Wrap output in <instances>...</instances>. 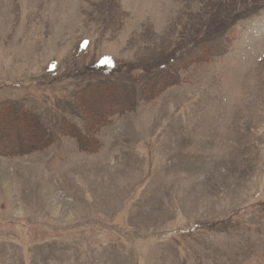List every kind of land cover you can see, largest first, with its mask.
<instances>
[{
	"label": "rangeland",
	"instance_id": "obj_1",
	"mask_svg": "<svg viewBox=\"0 0 264 264\" xmlns=\"http://www.w3.org/2000/svg\"><path fill=\"white\" fill-rule=\"evenodd\" d=\"M10 106L50 142L0 153V264H264V0H0Z\"/></svg>",
	"mask_w": 264,
	"mask_h": 264
},
{
	"label": "trees",
	"instance_id": "obj_2",
	"mask_svg": "<svg viewBox=\"0 0 264 264\" xmlns=\"http://www.w3.org/2000/svg\"><path fill=\"white\" fill-rule=\"evenodd\" d=\"M235 22V21H234ZM209 41H207V45ZM200 55V53H196ZM208 58V57H207ZM116 83H94L80 91L77 96V106L82 116L86 118L88 124L93 127H102L107 119L121 113L125 107V102L120 98V90ZM146 87V93H150ZM155 88L153 94H157ZM88 132L92 128H87ZM66 127L62 128L65 133ZM92 134L94 132H91ZM78 146L81 150H91L94 141L87 139L81 133L73 132ZM49 133L42 124L39 123L38 117L30 112L14 110L10 107H0V153L3 156L26 154L36 149L44 147L50 142Z\"/></svg>",
	"mask_w": 264,
	"mask_h": 264
}]
</instances>
